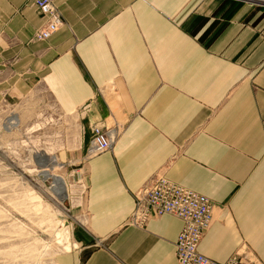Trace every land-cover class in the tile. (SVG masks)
I'll return each mask as SVG.
<instances>
[{
    "label": "crops",
    "instance_id": "obj_1",
    "mask_svg": "<svg viewBox=\"0 0 264 264\" xmlns=\"http://www.w3.org/2000/svg\"><path fill=\"white\" fill-rule=\"evenodd\" d=\"M53 5L64 25L32 43L45 22L34 0H0V100L42 82L80 114L85 148L91 125L121 124L112 150L88 158L76 247L55 264H176L180 220L127 224L157 176L210 201L202 256L264 264V0Z\"/></svg>",
    "mask_w": 264,
    "mask_h": 264
},
{
    "label": "rangeland",
    "instance_id": "obj_2",
    "mask_svg": "<svg viewBox=\"0 0 264 264\" xmlns=\"http://www.w3.org/2000/svg\"><path fill=\"white\" fill-rule=\"evenodd\" d=\"M11 117L19 125L7 130ZM83 134L80 114H64L42 82L23 95L2 96L0 264H55L57 256L76 247L71 228L82 220L74 207L85 190L88 163ZM44 164L68 186L62 202L51 193L52 180L40 174Z\"/></svg>",
    "mask_w": 264,
    "mask_h": 264
},
{
    "label": "built area",
    "instance_id": "obj_3",
    "mask_svg": "<svg viewBox=\"0 0 264 264\" xmlns=\"http://www.w3.org/2000/svg\"><path fill=\"white\" fill-rule=\"evenodd\" d=\"M34 6L45 22L34 33L31 42H45L64 22L53 0H34ZM87 107L84 106L82 111ZM89 129L90 140L86 149L88 158L112 150L120 132L119 127L94 124ZM133 198L134 207L127 220L128 225L143 228L149 220L166 215L182 223L174 244L176 264H261L247 261L239 253L232 254L224 262L211 261L199 253V244L212 222L211 204L206 197L178 186L163 176H157L149 185L138 190Z\"/></svg>",
    "mask_w": 264,
    "mask_h": 264
},
{
    "label": "bare ground",
    "instance_id": "obj_4",
    "mask_svg": "<svg viewBox=\"0 0 264 264\" xmlns=\"http://www.w3.org/2000/svg\"><path fill=\"white\" fill-rule=\"evenodd\" d=\"M19 125V121L16 117H11L7 120L6 127L7 130L16 129ZM116 127H121V124H114ZM47 159V158H46ZM56 159V158H54ZM43 160V158H42ZM58 162V161H56ZM46 163V162H45ZM55 165V161L49 162V164ZM59 163V162H58ZM45 169L41 171L40 174H42L43 180L51 179L52 185H51V193L53 194L54 198L58 200L59 202H62L64 199L68 197V186L66 182L62 179V177L56 176L54 174H50L49 170L47 169L49 166L47 164H44L43 166ZM51 168V167H49ZM51 171V170H50ZM79 174V173H78ZM61 204V203H60Z\"/></svg>",
    "mask_w": 264,
    "mask_h": 264
}]
</instances>
